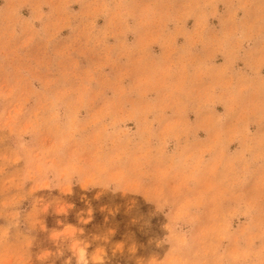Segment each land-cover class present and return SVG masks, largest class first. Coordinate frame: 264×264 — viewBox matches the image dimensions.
I'll use <instances>...</instances> for the list:
<instances>
[{"label": "rangeland", "instance_id": "rangeland-1", "mask_svg": "<svg viewBox=\"0 0 264 264\" xmlns=\"http://www.w3.org/2000/svg\"><path fill=\"white\" fill-rule=\"evenodd\" d=\"M0 264H264V0H0Z\"/></svg>", "mask_w": 264, "mask_h": 264}]
</instances>
